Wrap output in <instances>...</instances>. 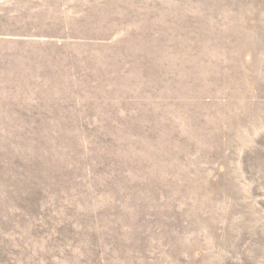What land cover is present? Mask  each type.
Instances as JSON below:
<instances>
[{
	"label": "rangeland",
	"instance_id": "obj_1",
	"mask_svg": "<svg viewBox=\"0 0 264 264\" xmlns=\"http://www.w3.org/2000/svg\"><path fill=\"white\" fill-rule=\"evenodd\" d=\"M0 264H264V0H0Z\"/></svg>",
	"mask_w": 264,
	"mask_h": 264
}]
</instances>
